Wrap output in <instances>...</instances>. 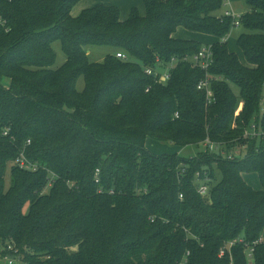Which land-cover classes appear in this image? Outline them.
Masks as SVG:
<instances>
[{
    "label": "trees",
    "instance_id": "obj_1",
    "mask_svg": "<svg viewBox=\"0 0 264 264\" xmlns=\"http://www.w3.org/2000/svg\"><path fill=\"white\" fill-rule=\"evenodd\" d=\"M80 1L0 0L9 26H0L1 256L178 264L190 251L189 264H249L250 246L254 264H264V242L256 243L264 233V0H245L237 38L244 61L224 40L234 22L217 14L225 0H143L145 13L132 7L126 20L119 6L103 3L73 16ZM180 27L217 39L210 72L221 79L212 81V103L198 88L206 72L183 60L204 44L175 37ZM57 39L67 58L55 68ZM93 45L116 52L92 62ZM173 57L166 84L145 72ZM253 127L261 134L246 135ZM148 137L178 146L209 137L227 153L156 154ZM21 154L38 169L16 165Z\"/></svg>",
    "mask_w": 264,
    "mask_h": 264
},
{
    "label": "rangeland",
    "instance_id": "obj_2",
    "mask_svg": "<svg viewBox=\"0 0 264 264\" xmlns=\"http://www.w3.org/2000/svg\"><path fill=\"white\" fill-rule=\"evenodd\" d=\"M105 1V3H114L111 5H117L120 7L121 12H122V16H127L128 12L130 11V8L132 7H137L139 9L140 12H144V5L142 3V0H103ZM103 4H105L104 2H102ZM106 3V4H107ZM79 9V6H76V8L74 9V14H79L77 13V10ZM227 10H232V12L234 13V16H236L235 18L233 17V19L236 18H240V16L250 10L249 5L246 3L245 0H227V4L224 5V7L217 12V14H225ZM75 15V16H77ZM180 32H178L179 34H182L181 38H194L197 35L188 32V30H186L185 28H181L179 30ZM187 31V32H184ZM244 31V29L241 26H235L233 24V27L231 28V32L230 34L224 38L225 41H228V47L231 51L236 52L239 57L241 58V60L244 61V56H243V52L241 51V49L238 46L237 43V38L238 36ZM191 33V34H190ZM177 37V35H176ZM179 37V36H178ZM200 39V38H199ZM203 44L209 43L211 42L213 39H206V38H202L200 39ZM53 47L55 49V52L57 53V58H56V62L54 67H60L62 64L65 63L66 61V54L63 50L62 47V42L60 39H57L54 41L53 43ZM88 49V54H89V58L92 62H101L105 59L106 55H108L109 53H115L116 52V48L112 47V46H107V45H93L87 48ZM85 86V82H84V78L80 77L78 82H77V87L79 90L84 89ZM233 89L234 91L237 93V95L239 94V90L238 88H236L234 85ZM243 106V101L240 99L239 101V109L237 110L239 112V110L241 109V107ZM261 109H264V101L261 103ZM257 134V131H255ZM246 135H254V131L247 128L246 131ZM209 138V137H208ZM206 138L205 141L208 139ZM210 139V138H209ZM211 140V139H210ZM215 143V142H214ZM146 146L148 149H150L152 152L156 153V154H162V153H174L176 151H180L179 153L182 156L185 157H192L194 155L199 154L200 152H206L208 151V149L205 146V142L202 141V143L200 144H188L186 146H178L173 144L170 141H164L162 139H158V138H154V137H148L147 141H146ZM217 148L215 149L216 151H210V152H224L227 153L226 150H224L223 146H221L220 144H216ZM233 151L235 152V154H239L240 150L239 149H233ZM178 153V152H177ZM244 178L245 180L254 188H262V184L259 180V177L256 173H244ZM264 235V233H263ZM5 258L2 261V264H9ZM16 261L13 264H26L24 261H20L19 259H15Z\"/></svg>",
    "mask_w": 264,
    "mask_h": 264
},
{
    "label": "built area",
    "instance_id": "obj_3",
    "mask_svg": "<svg viewBox=\"0 0 264 264\" xmlns=\"http://www.w3.org/2000/svg\"><path fill=\"white\" fill-rule=\"evenodd\" d=\"M225 2L227 3V0H225ZM225 14L232 16L234 18L236 17V16H234V13L232 12V10H227ZM233 24L235 26H240V18L234 19ZM0 26L5 27L6 30H9L7 19L3 16L2 11H1V3H0ZM116 55L121 59H126V60L128 59L127 55L122 51H118L116 53ZM183 60L191 62L193 67H200L201 69H203L206 72L205 77L199 81L198 88H199V90L204 91L206 93L207 103H212L213 95H214L213 89H212V81L214 79H221V77L214 76L210 72V67L214 61V52L212 50L211 45H204L202 47V49L197 54H195L193 56H185ZM177 62H178V58L173 57L169 63L162 64L161 66H159L157 68H155L153 66H146L145 72L148 75L153 76L156 83L166 84L169 81V79L171 77V71L174 69ZM151 87H152L151 85L147 86L146 91H149L151 89ZM175 116L178 117L179 112H177ZM252 130L254 131V135L261 134L258 132L256 134L255 127H253ZM7 133H8L7 131L4 132V134H7ZM28 142L30 143V140ZM204 142H205L206 148L209 151H214L217 148L215 143L213 141H211L209 138ZM15 163H16V165H18L22 169H26V170H37L38 169L37 165H35L31 161H29L24 156V154H21L16 159ZM99 172H100V170L97 169V175H96L97 176V178H96L97 182L99 181V178H98ZM197 179H200L199 174H198ZM210 180L211 179L208 175H205V177L202 180H200V183L198 186V192L201 195L206 196L209 193V182H210ZM235 242H236V240L229 241L226 244V246H224L221 249L220 256H223L226 253V250L230 249L231 246L235 244ZM257 242H264V236H262L259 240H257L256 243ZM8 249L12 250L13 247L8 246ZM253 250H254L253 247H250V246L247 247L246 255H247L249 264H254V259H253V254H252ZM1 251H3V247H1L0 256H1ZM14 253H16V251ZM189 255H190V251H187V253L184 255L183 259L178 264H189ZM5 258H8V259H6V261L9 264H13L16 261L15 259H17L12 254L4 255L2 257V260H4Z\"/></svg>",
    "mask_w": 264,
    "mask_h": 264
},
{
    "label": "crops",
    "instance_id": "obj_4",
    "mask_svg": "<svg viewBox=\"0 0 264 264\" xmlns=\"http://www.w3.org/2000/svg\"><path fill=\"white\" fill-rule=\"evenodd\" d=\"M102 2H104L105 3V1H103V0H81L80 2H78L75 6H74V8H73V10H72V14H74L73 12H74V9L76 8V6H79V9L77 10V13H81L84 9H87V8H90V7H93V6H95V5H97V4H99V3H102ZM107 3V2H106ZM105 3V4H106ZM142 3H143V0H142ZM111 4H114V3H107V5H111ZM227 3L225 2V5H226ZM144 5V4H143ZM130 10H131V8H130ZM129 13H130V11L128 12V14H127V16H122V12H121V19L122 20H126L128 17H129ZM142 14H144L145 13V7H144V12H141ZM78 14V15H79ZM75 15H77V14H75ZM75 15H73V16H75ZM77 15V16H78ZM181 28H183V27H180V28H178V30L176 31V33L174 34V36L176 37V35H177V37L178 38H181V37H184V36H181L182 34H179L178 32H180L179 30L181 29ZM187 30V29H186ZM184 32H187V31H184ZM188 32H191V31H189L188 30ZM191 33H193V34H195V35H197L196 37H194V38H190V39H196V40H198V41H201L200 39H202V38H208V39H213L211 42H209V43H206V44H204V45H211L212 43H214L217 39H216V37H214V36H211V35H206V34H201V33H195V32H191ZM190 33V34H191ZM200 38V39H199ZM183 39H187V38H183ZM202 42V41H201ZM203 43V42H202ZM241 59V58H240ZM147 145V144H146ZM181 151V150H180ZM180 151H176V152H180ZM256 189H259V188H256ZM264 236V235H263Z\"/></svg>",
    "mask_w": 264,
    "mask_h": 264
}]
</instances>
